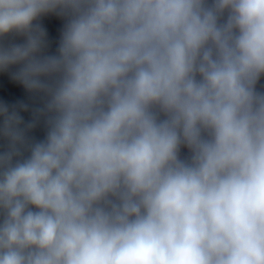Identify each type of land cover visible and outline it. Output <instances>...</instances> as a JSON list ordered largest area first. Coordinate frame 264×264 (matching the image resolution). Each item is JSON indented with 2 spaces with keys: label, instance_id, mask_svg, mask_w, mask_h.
<instances>
[{
  "label": "clouds",
  "instance_id": "clouds-1",
  "mask_svg": "<svg viewBox=\"0 0 264 264\" xmlns=\"http://www.w3.org/2000/svg\"><path fill=\"white\" fill-rule=\"evenodd\" d=\"M0 264H264V0H0Z\"/></svg>",
  "mask_w": 264,
  "mask_h": 264
},
{
  "label": "water",
  "instance_id": "water-1",
  "mask_svg": "<svg viewBox=\"0 0 264 264\" xmlns=\"http://www.w3.org/2000/svg\"><path fill=\"white\" fill-rule=\"evenodd\" d=\"M50 18L45 17L42 19L41 23H43L46 27H52V25H50Z\"/></svg>",
  "mask_w": 264,
  "mask_h": 264
}]
</instances>
